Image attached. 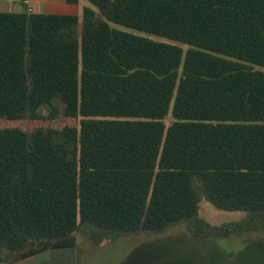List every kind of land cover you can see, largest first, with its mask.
<instances>
[{
  "label": "trees",
  "instance_id": "trees-1",
  "mask_svg": "<svg viewBox=\"0 0 264 264\" xmlns=\"http://www.w3.org/2000/svg\"><path fill=\"white\" fill-rule=\"evenodd\" d=\"M84 1L0 12V120H76L0 129V264L264 228V0ZM202 199L244 217L211 225Z\"/></svg>",
  "mask_w": 264,
  "mask_h": 264
},
{
  "label": "rangeland",
  "instance_id": "rangeland-1",
  "mask_svg": "<svg viewBox=\"0 0 264 264\" xmlns=\"http://www.w3.org/2000/svg\"><path fill=\"white\" fill-rule=\"evenodd\" d=\"M86 5L90 6L86 1H80L79 14ZM33 7L40 12L38 6ZM75 123V119L63 116L54 121L0 120V129L12 127L32 131L47 126L58 129ZM199 216L207 223L218 226L239 221L244 214L218 211L202 199ZM11 264H225V241L196 238L188 232L185 224L161 234H139L100 245H93L85 237L76 235L71 247L43 249L35 256Z\"/></svg>",
  "mask_w": 264,
  "mask_h": 264
},
{
  "label": "crops",
  "instance_id": "crops-1",
  "mask_svg": "<svg viewBox=\"0 0 264 264\" xmlns=\"http://www.w3.org/2000/svg\"><path fill=\"white\" fill-rule=\"evenodd\" d=\"M33 6H38L40 12H36ZM25 9L32 13L80 16L79 4H68L65 0H28L27 5L23 0H0V12L16 13ZM224 241L225 264H264V228Z\"/></svg>",
  "mask_w": 264,
  "mask_h": 264
},
{
  "label": "built area",
  "instance_id": "built-area-1",
  "mask_svg": "<svg viewBox=\"0 0 264 264\" xmlns=\"http://www.w3.org/2000/svg\"><path fill=\"white\" fill-rule=\"evenodd\" d=\"M24 5L28 4V0H23ZM28 12H31V10H28Z\"/></svg>",
  "mask_w": 264,
  "mask_h": 264
}]
</instances>
